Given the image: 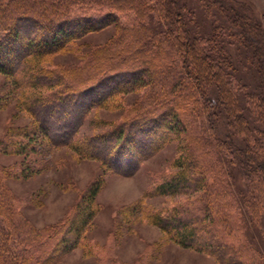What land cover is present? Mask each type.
Segmentation results:
<instances>
[{
    "label": "trees",
    "instance_id": "obj_1",
    "mask_svg": "<svg viewBox=\"0 0 264 264\" xmlns=\"http://www.w3.org/2000/svg\"><path fill=\"white\" fill-rule=\"evenodd\" d=\"M211 1L207 11L214 6L222 14L224 5L238 3L241 8L234 5L231 17L248 6L236 0ZM128 11L134 18L125 26L119 17ZM194 17L189 0H0V73L11 78L14 90L21 89L20 102L34 119L31 126L10 128L0 139V152L31 154L56 145L96 159L106 170L132 175L145 159L176 143L183 151L173 161L177 170L164 174L146 194L201 197L165 211L147 208V216L171 239L214 256L220 264H264V252L249 239L246 224L247 217L264 215V201L252 190L255 180L264 182V160L249 161L243 168L238 154L242 147L234 141L238 135L247 147L245 138L250 139L255 143V148L247 147L251 154H264V42L253 37L260 82L250 89L236 73L228 50L232 43L249 45V22L231 32L218 24L197 34L189 27ZM110 24L117 33L93 46L82 62L47 65L58 51ZM130 92L143 94L125 106L120 100ZM1 94L0 108L7 104ZM231 100L237 108L257 110L254 117L263 122L260 135L251 130L243 112L226 113ZM119 107L122 116L105 131H80L91 109ZM222 114L233 132L220 129ZM234 168L250 177L249 191L234 189ZM9 173L0 163V264H48L83 246L80 233L98 209L93 202L102 178L86 186L61 223L40 229L16 207L17 198L6 182ZM94 246L86 244V252L101 253ZM105 247L100 250H111ZM113 257L107 260L114 263Z\"/></svg>",
    "mask_w": 264,
    "mask_h": 264
},
{
    "label": "rangeland",
    "instance_id": "obj_2",
    "mask_svg": "<svg viewBox=\"0 0 264 264\" xmlns=\"http://www.w3.org/2000/svg\"><path fill=\"white\" fill-rule=\"evenodd\" d=\"M237 1L248 6L246 9L238 11L237 17L234 15L231 17V9L234 5L237 10L241 8L238 3L231 2L233 3L231 4L229 2L226 4L227 6L224 5L226 12L222 14L214 6L208 9L209 12L207 11L206 6L208 3H212L211 0H189L195 10V20L189 24V27L195 29L197 34H204L210 32L213 25L221 24L226 26L225 32H231L237 26L245 27L244 23L249 22L247 28V32L251 34L249 45L239 46L232 43L228 45V50L232 55L233 65L239 70L236 73L240 75V80H244L248 83V87L253 89L256 86L255 83L260 82L256 69L258 65L253 59V50H255L253 47L255 38L253 39V37H258L264 42V0ZM173 16L177 18L178 13L176 12ZM119 18L122 25L128 26L133 22L134 15L129 11L122 12ZM256 20L263 29L262 33L258 29ZM117 31V27L110 24L102 30L87 33L82 39H79L77 45L55 53L52 61H49L47 65L78 64L83 61L84 55L93 46L106 43ZM251 64H254L255 68H252ZM255 75L258 77L256 78ZM262 78L264 80V76ZM11 83L9 76L0 73L1 96L4 97V101H7V104L0 108V139L7 135L10 128L31 126L34 123L33 117L20 102L21 89L14 90ZM142 94V92L127 93L122 96L120 103H124L125 106L135 104ZM224 109L226 113L239 114L243 112L242 114L251 123L249 124L251 130L260 135L259 131H261L263 122L254 117L257 110L237 108L232 100L229 107L231 110L227 106ZM123 112L124 109L121 107L93 108L84 119L80 131L87 134L101 133L109 127V122L118 120ZM219 121L220 129L231 130L229 126L225 127V115L222 114ZM245 139L248 148H255L254 142ZM234 141L236 146L241 145L242 147V151L238 154L243 157L242 161L246 164H242L243 168L248 165L249 161L256 164L264 160V154L261 151H255L257 157L256 153L251 154L250 149L245 147L246 145L244 146L243 140L238 135H234ZM98 146L100 144H95V147L99 148ZM214 151L212 147V153H215ZM182 153L179 145L171 143L145 159L140 168L132 175L116 170H106L100 161L81 157L72 149L56 145L48 146L31 154L0 152V163L4 164L10 172V176L6 177V182L17 198L16 207L27 220L40 229L57 226L61 223L91 181L101 178L104 181L93 202V207H98V209L80 233V242L83 243V246L78 244L64 251L55 262L52 261L48 264H220L214 256L192 247L183 246L171 239L146 214L147 208L165 211L186 200L195 197L197 201L200 199L201 194L197 193L146 194L150 193L162 177H165L164 174L177 170L173 161ZM256 158L258 159L256 160ZM200 159L205 162L206 157L202 156ZM17 168L23 173L17 174ZM233 170L230 180H232L234 189L240 192L248 190L250 183L247 182L250 181V177L245 175L243 169L234 168ZM14 171L16 172L14 173ZM261 177L264 179V175ZM254 182L252 190L257 193L260 200L264 201V182L261 184L256 183V180ZM243 205L241 204L240 208ZM135 206L138 208L134 209ZM129 208L132 210H128ZM246 224L249 227V239L264 252V233L260 229L261 226L264 229L263 213L258 214L254 219L247 217ZM86 244L92 247L95 245L94 248L101 253H87ZM104 246H106L105 251L109 247L111 250L108 252L100 250ZM108 256H114L115 262L108 261Z\"/></svg>",
    "mask_w": 264,
    "mask_h": 264
}]
</instances>
